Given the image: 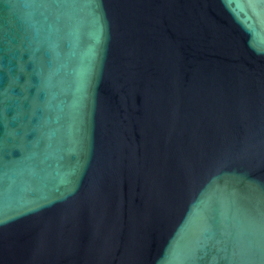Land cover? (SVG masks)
Masks as SVG:
<instances>
[{
  "label": "water",
  "instance_id": "water-1",
  "mask_svg": "<svg viewBox=\"0 0 264 264\" xmlns=\"http://www.w3.org/2000/svg\"><path fill=\"white\" fill-rule=\"evenodd\" d=\"M0 264H264V0H0Z\"/></svg>",
  "mask_w": 264,
  "mask_h": 264
}]
</instances>
